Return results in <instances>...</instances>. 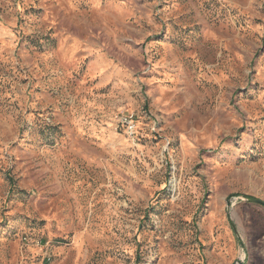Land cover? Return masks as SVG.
<instances>
[{
  "label": "rangeland",
  "instance_id": "374dc122",
  "mask_svg": "<svg viewBox=\"0 0 264 264\" xmlns=\"http://www.w3.org/2000/svg\"><path fill=\"white\" fill-rule=\"evenodd\" d=\"M246 196L264 0H0V264H264Z\"/></svg>",
  "mask_w": 264,
  "mask_h": 264
},
{
  "label": "built area",
  "instance_id": "2783aa9c",
  "mask_svg": "<svg viewBox=\"0 0 264 264\" xmlns=\"http://www.w3.org/2000/svg\"><path fill=\"white\" fill-rule=\"evenodd\" d=\"M121 121L127 125V128L132 132L133 131V124L132 119L130 117L124 116L122 117Z\"/></svg>",
  "mask_w": 264,
  "mask_h": 264
},
{
  "label": "water",
  "instance_id": "95a60500",
  "mask_svg": "<svg viewBox=\"0 0 264 264\" xmlns=\"http://www.w3.org/2000/svg\"><path fill=\"white\" fill-rule=\"evenodd\" d=\"M248 201H251V202H255V203H259V204H262L264 205V201L258 199V198H255V197H251V196H246L245 197Z\"/></svg>",
  "mask_w": 264,
  "mask_h": 264
}]
</instances>
